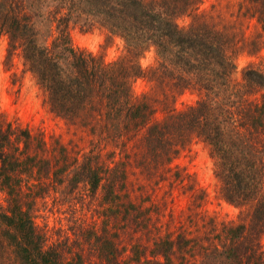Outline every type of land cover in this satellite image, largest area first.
<instances>
[{
	"label": "trees",
	"instance_id": "16d2710c",
	"mask_svg": "<svg viewBox=\"0 0 264 264\" xmlns=\"http://www.w3.org/2000/svg\"><path fill=\"white\" fill-rule=\"evenodd\" d=\"M248 1L264 24V0ZM198 2L0 0V35L7 36L10 47L22 50L53 111L64 115L73 112L74 104L90 105L102 112L101 138L110 137L106 142L111 143L142 135L144 150L157 153L156 160L161 155L170 161L175 145L193 133L202 135L210 145L225 199L236 206L249 204L239 223L222 225L206 244L194 245L183 234L166 235L152 244L133 243L126 254L114 235L95 233L90 244L98 264H175L177 256L182 264H264V73L248 66L240 82L231 79L232 56L240 49L256 55L264 37L259 33L236 37L229 28L206 22L201 13L180 27L177 17L195 11ZM75 25L85 31L102 27L121 37L124 54L106 63L75 47L70 34ZM150 47L160 54L158 69H163L172 88L195 87L201 96L196 104L172 109L159 121L154 100L147 94L136 96L132 89L134 79L145 74L139 59ZM35 137L28 127L0 119V264H84L82 255L67 260L65 251L50 243L35 222V195L27 190L34 181L40 184L48 176L52 180L57 173L53 165L60 162L51 154L55 158L51 164L45 153L40 154L44 147L33 144ZM119 164L105 167L88 159L78 163L71 178L74 185L86 182L93 192L102 189L106 216L114 215L104 220L106 228L119 219L123 208L143 212L124 201L126 171L124 167L118 177ZM61 166L62 172L71 165L64 161ZM137 228L147 225L143 222Z\"/></svg>",
	"mask_w": 264,
	"mask_h": 264
},
{
	"label": "rangeland",
	"instance_id": "374dc122",
	"mask_svg": "<svg viewBox=\"0 0 264 264\" xmlns=\"http://www.w3.org/2000/svg\"><path fill=\"white\" fill-rule=\"evenodd\" d=\"M198 3L193 8L195 11L177 17L180 27H187L194 14L201 13L206 22L229 28L236 37L245 34L252 38L258 33L264 37V24L258 21L256 12L252 13L248 0H199ZM70 34L75 47L101 56L106 63H113L124 54L122 38L109 35L102 27L85 31L75 25L71 26ZM232 57L233 82L242 80L248 66H255L264 73V45L256 55L240 49ZM161 62L155 47L147 49L139 59L145 74L132 83L136 96L147 94L154 100L157 121L172 109L184 110L196 104L201 97L195 87L183 91L172 88L163 69H158ZM162 93L168 95L163 97ZM72 111L60 115L52 110L47 92L30 69L22 50L10 47L7 36L0 35V119L31 129L36 135L33 144L38 142L44 147L39 153H45L44 157L51 159V164L55 163V158L60 161L59 165H53L57 173L52 180L51 176L47 180L40 177L42 180L37 184L39 181L31 178L35 184L27 191L35 195L36 224L50 243L65 251L67 260L82 255L84 264H98L90 244L95 233L114 235L113 239L119 240L126 254L133 243L152 244L166 235L175 238L183 234L186 239H192L194 245L211 243L210 239L222 225L239 223L240 216L248 213L249 204L236 206L225 199L221 181L215 175L210 145L204 136L193 133L186 142L174 146L170 161L161 155L156 160L157 153L144 150V139H139L142 135L111 143L106 142L110 137L101 138L98 127L101 111L78 104H74ZM51 154L55 158L50 157ZM88 159L100 161L105 167L120 163L118 177L125 167L124 201L141 208L142 215L137 209L129 207V212H125L123 208L119 219L111 220L106 228L104 220L114 215L106 216L102 189L93 192L86 182L74 185L71 180L78 163ZM64 161L71 166L61 172ZM59 178L63 181L59 182ZM143 222L147 228L138 229V224ZM261 245L264 250V233ZM175 264H182L179 256Z\"/></svg>",
	"mask_w": 264,
	"mask_h": 264
}]
</instances>
